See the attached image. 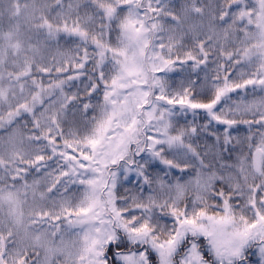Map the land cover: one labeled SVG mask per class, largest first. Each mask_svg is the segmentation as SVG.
<instances>
[{
    "label": "snow or ice",
    "instance_id": "6c2138e0",
    "mask_svg": "<svg viewBox=\"0 0 264 264\" xmlns=\"http://www.w3.org/2000/svg\"><path fill=\"white\" fill-rule=\"evenodd\" d=\"M3 128L0 264H264V0H0Z\"/></svg>",
    "mask_w": 264,
    "mask_h": 264
},
{
    "label": "rangeland",
    "instance_id": "374dc122",
    "mask_svg": "<svg viewBox=\"0 0 264 264\" xmlns=\"http://www.w3.org/2000/svg\"><path fill=\"white\" fill-rule=\"evenodd\" d=\"M181 2V0H173V3H175L177 5V7H179V3ZM200 2L202 3H209L210 0H200ZM7 24V21H5V26ZM61 47L63 50L67 51L68 47H74V45H71L70 43H66V38L64 39H61ZM56 54V49L55 47H53L48 55L49 57H51L52 55H55ZM213 59H215V57H213ZM191 63V62H189ZM211 67L212 68H215V64H211ZM89 73L91 72V65H89V69H88ZM187 73H191V68H187L185 69L184 71H180L179 69L174 72V73H170L169 75L172 77V82L175 83V84H179L180 83V80L182 77H184ZM203 76H204V73L203 72H200V78L201 80L203 79ZM195 74H193V79H195ZM88 82V77L87 75L85 76H81L80 77V80L79 81H74L72 86L67 88V91L68 92H77L79 91L80 93V96L82 99H85L86 98V94L84 93V85ZM234 99H239L238 96H236L235 93L232 94ZM241 95H244V93H241ZM254 97L252 95H248V99L251 100L253 99ZM98 98L93 96L92 98V103L95 104L96 103V100ZM69 115L71 116L72 113H69ZM181 123H186L188 121H192L193 120V117L191 116V114H189L187 117H179L178 118ZM205 120V117L203 115H201L200 117L196 118V123L197 124H202ZM222 129H223V126H218L217 127V131L221 132L222 133ZM8 132L9 130L7 128H3V129H0V138H7L8 136ZM206 134L202 133L201 137H205ZM214 140V139H213ZM212 140V141H213ZM50 164H52L51 161H49ZM53 167H55V165L53 164L52 165ZM162 165L158 164V163H154L152 164L149 169H148V172L150 175H155L157 172L160 173V175L167 181V180H171L172 182H175L177 178H180L181 182H185L186 180L189 179V173H191V170H189V173H185V174H182L180 173L179 170L177 169H172L171 170V175L169 176H164V172L162 171ZM49 171H51V169H48ZM39 174H36V173H32V175H29L28 176V180L29 182L32 181L33 177L34 176H38ZM135 178L134 177H131L130 180L128 182H124L123 181V177H121V183L127 185L128 187H130L129 191H135L138 189V185L132 183V180H134ZM155 187V186H154ZM121 195H128V194H122L120 193ZM148 194V187L147 185H145V192H144V195L146 196ZM157 194H159L158 190H157ZM122 203V202H121Z\"/></svg>",
    "mask_w": 264,
    "mask_h": 264
},
{
    "label": "trees",
    "instance_id": "16d2710c",
    "mask_svg": "<svg viewBox=\"0 0 264 264\" xmlns=\"http://www.w3.org/2000/svg\"><path fill=\"white\" fill-rule=\"evenodd\" d=\"M205 134V133H204ZM232 134L234 137H239L240 139H244L247 135V129L244 125H239L237 129H234L232 131ZM202 135V134H201ZM207 135V134H206ZM206 137V136H205ZM214 138L213 137H207L208 142H212ZM200 145H201V150H203L204 144H205V140L204 139H198L197 141ZM233 146H236V151H239V146L236 145V141H233ZM245 150H247V145L245 144ZM225 156H228V153H224ZM236 158V152L232 153V160H235ZM231 162V161H229ZM130 189V187H128L127 185L121 183V185L119 186V192L122 194H128L125 189ZM153 259V264H155V256L152 257Z\"/></svg>",
    "mask_w": 264,
    "mask_h": 264
}]
</instances>
